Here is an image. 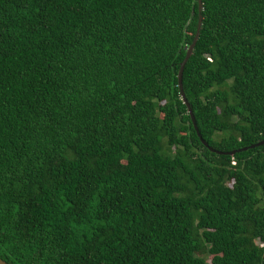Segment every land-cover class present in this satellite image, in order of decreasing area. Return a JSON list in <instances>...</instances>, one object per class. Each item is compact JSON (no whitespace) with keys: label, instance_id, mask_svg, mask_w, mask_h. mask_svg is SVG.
Wrapping results in <instances>:
<instances>
[{"label":"trees","instance_id":"1","mask_svg":"<svg viewBox=\"0 0 264 264\" xmlns=\"http://www.w3.org/2000/svg\"><path fill=\"white\" fill-rule=\"evenodd\" d=\"M200 1L0 0L1 259L264 264V0Z\"/></svg>","mask_w":264,"mask_h":264},{"label":"water","instance_id":"2","mask_svg":"<svg viewBox=\"0 0 264 264\" xmlns=\"http://www.w3.org/2000/svg\"><path fill=\"white\" fill-rule=\"evenodd\" d=\"M198 8H199V11L201 10V1L198 0ZM201 21H202V17L201 15L199 14V18H198V23H197V29H196V33H195V36L193 38V41L191 42L190 46L188 47L187 51H186V54H185V57L184 59L181 61L180 65H179V71H178V88H179V91H180V94H181V97L183 99V102L185 103V105L187 106V109H188V113H189V116L191 118V121L193 123V126L198 134V136L201 138L200 134H199V131L197 129V125H196V122H195V118H194V115H193V111L184 95V92H183V89H182V83H181V78H182V72H183V68H184V65L187 61V59L189 58L190 54L192 53V50H193V47H194V44L197 40V37L199 35V31H200V28H201ZM203 143L205 145H207V143L202 139ZM263 143L262 142H259L257 144H261ZM253 146V145H252ZM251 146V147H252ZM245 149V148H243ZM234 151H232L233 153ZM0 264H8L7 262H5L3 259L0 258Z\"/></svg>","mask_w":264,"mask_h":264}]
</instances>
